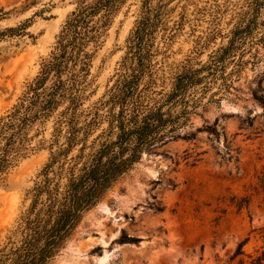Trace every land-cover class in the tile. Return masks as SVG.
<instances>
[{
  "label": "rangeland",
  "instance_id": "obj_1",
  "mask_svg": "<svg viewBox=\"0 0 264 264\" xmlns=\"http://www.w3.org/2000/svg\"><path fill=\"white\" fill-rule=\"evenodd\" d=\"M77 2L0 0V117L19 104ZM143 2L127 0L102 38L81 111L101 104L113 86ZM244 2L175 0L159 13L149 42L152 72L159 82L149 89L152 98H159L154 92L163 89L164 80L168 90L178 65L191 60L198 68L208 60ZM153 4L160 5L158 0ZM262 21L264 32V12ZM23 24V35L7 32ZM260 55L255 68L248 65L241 79H235L236 90L215 97L216 87L205 92L203 106L181 131L188 136L145 154L85 214L49 264H238L242 257H232L245 239L246 255L264 251V109L253 99L264 72V42ZM202 94L201 87L194 91L195 96ZM40 130L34 150L0 180V249L27 209L29 192L48 162L53 119ZM122 236L139 242L122 243Z\"/></svg>",
  "mask_w": 264,
  "mask_h": 264
},
{
  "label": "trees",
  "instance_id": "obj_2",
  "mask_svg": "<svg viewBox=\"0 0 264 264\" xmlns=\"http://www.w3.org/2000/svg\"><path fill=\"white\" fill-rule=\"evenodd\" d=\"M158 1L160 5L144 0L127 41L128 51L101 104L81 111L102 38L127 0H78L19 104L0 117V180L34 150L32 142L41 134L40 128L53 119L48 162L29 192L27 209L0 249V264H49L85 214L145 154L188 136L181 131L203 106L205 92L216 87L215 97L236 90L235 79H241L248 65L255 68L262 61L264 0H245L235 23L220 36L222 42L208 60L198 68L191 60L178 65L168 90L164 80L163 89L154 92L159 98H152L149 89L159 82L152 72L149 42L161 19L159 13L175 0ZM26 29L23 24L7 32L23 35ZM170 38L164 47H169ZM258 78L253 99L264 109V72ZM200 87L203 94L195 96ZM248 241L239 244L232 260L242 257L238 264H264V251L256 256L245 254ZM121 242L139 240L122 236Z\"/></svg>",
  "mask_w": 264,
  "mask_h": 264
}]
</instances>
